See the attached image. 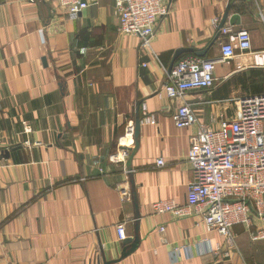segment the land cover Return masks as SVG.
Wrapping results in <instances>:
<instances>
[{"label": "crops", "instance_id": "1", "mask_svg": "<svg viewBox=\"0 0 264 264\" xmlns=\"http://www.w3.org/2000/svg\"><path fill=\"white\" fill-rule=\"evenodd\" d=\"M166 2L152 53L118 32L115 0H97L76 18L55 0H0V264H264V239L249 234L264 230V217L254 215L251 229L234 225L223 257L206 252L223 238L193 207L183 217L151 213L159 200L188 204L197 123L215 127L236 116L242 99L264 94V70L241 57L239 67L217 63L213 87L168 99L162 86L175 52L207 47L230 2L225 24L248 30L252 48L264 50V0ZM225 40L219 34L204 57L217 59ZM184 102L198 122L178 128ZM137 116L136 142L124 162L113 161ZM119 223L138 239L128 254Z\"/></svg>", "mask_w": 264, "mask_h": 264}, {"label": "built area", "instance_id": "2", "mask_svg": "<svg viewBox=\"0 0 264 264\" xmlns=\"http://www.w3.org/2000/svg\"><path fill=\"white\" fill-rule=\"evenodd\" d=\"M28 1L36 3L42 0ZM55 1L71 18H76L84 9L97 2ZM115 9L119 16L118 32L138 36L141 47L153 53L151 40L157 21L168 12L166 0H115ZM219 34L226 36V40L221 43L217 59L187 53L167 70L162 90L168 99L213 87L215 68L219 62H234L239 67V58L245 57L250 66L264 70V50L252 48L248 30L224 24ZM239 103L235 117L229 119L221 116L215 127L197 123L195 131L190 135L187 162L192 179L188 182V204L181 206L171 199L151 204L152 214L171 213L178 217L189 215V208L193 207L200 214L205 227L216 231L223 238L216 249L208 247L206 250L215 256L228 255L225 245H231L233 241L231 229L234 225L242 224L251 229L254 215L264 217V94L242 99ZM174 119L178 128L198 122L194 109L187 102L177 107ZM146 122L155 124V115L150 114ZM133 141L134 127L130 125L120 143L117 154L120 157H112V160L124 162V157L128 155L126 149ZM164 164L162 157L156 159L157 166ZM117 189L123 199L127 198L130 195L128 179L119 183ZM165 230V225L157 226L164 243L167 242ZM116 231L119 240L126 238L123 223L116 225ZM249 231L252 241L264 239V230Z\"/></svg>", "mask_w": 264, "mask_h": 264}, {"label": "water", "instance_id": "3", "mask_svg": "<svg viewBox=\"0 0 264 264\" xmlns=\"http://www.w3.org/2000/svg\"><path fill=\"white\" fill-rule=\"evenodd\" d=\"M233 9V3L230 2L227 7H226V10L224 11L223 13V16L221 18V21L217 27V32L215 34V36L212 38V40L210 41V43L207 45V47L203 48V49H179L175 52L174 56H173V60H172V63L169 67L168 70H170V68L172 67L173 63L175 62V60L182 54L184 53H193L199 57H204L207 50L215 43V41L217 40L218 36H219V29L225 24L226 20H227V17H228V14L229 12ZM238 18V15L235 13V14H232V16L230 17L229 19V23L230 24H234L235 23V19ZM43 60H45V58H43ZM139 124H140V119L139 117L137 116V119H136V122H135V125H134V141L136 142V138L138 136V132H139ZM8 157V154L7 156ZM123 243L124 244H127V243H131V248L126 252L127 254L134 251L138 245V239H135L133 240L131 237H128V238H125L123 240ZM104 264H110V262H105Z\"/></svg>", "mask_w": 264, "mask_h": 264}, {"label": "trees", "instance_id": "4", "mask_svg": "<svg viewBox=\"0 0 264 264\" xmlns=\"http://www.w3.org/2000/svg\"><path fill=\"white\" fill-rule=\"evenodd\" d=\"M183 56V55H182Z\"/></svg>", "mask_w": 264, "mask_h": 264}]
</instances>
